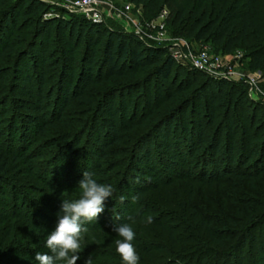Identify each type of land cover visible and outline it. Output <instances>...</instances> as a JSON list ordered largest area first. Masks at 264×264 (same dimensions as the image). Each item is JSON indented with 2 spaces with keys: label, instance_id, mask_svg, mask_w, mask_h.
Segmentation results:
<instances>
[{
  "label": "trees",
  "instance_id": "1",
  "mask_svg": "<svg viewBox=\"0 0 264 264\" xmlns=\"http://www.w3.org/2000/svg\"><path fill=\"white\" fill-rule=\"evenodd\" d=\"M113 1L154 17L167 12L174 34L209 41L225 54L241 48L249 68L264 72V0ZM0 62L8 64L3 75L10 71L17 80L11 94L23 96L14 98L19 111L9 129L22 153L0 145V196L7 185L22 201L0 215V264H39L38 252L51 254L46 239L62 201L73 200L67 191L78 188L89 169L113 194L98 221L85 225L77 264L89 256L93 264H123L113 228L126 223L136 232L139 264H245L254 249L264 255L263 235H256L264 229V103L242 84L183 71L167 47L42 0H0ZM8 104L7 97L0 101L2 117ZM78 107L88 118L73 121L51 145L60 144L56 158L36 164L43 156L24 148L28 139L54 123L70 124L64 116ZM90 132L96 140L82 152L88 161L79 168L77 150ZM112 154L125 157L103 167ZM26 167L57 206L45 212L26 205L21 187L10 183ZM180 182L194 184L176 197L172 189ZM196 183L216 185L221 206L206 213L193 205ZM18 218L24 220L21 234L11 228Z\"/></svg>",
  "mask_w": 264,
  "mask_h": 264
},
{
  "label": "rangeland",
  "instance_id": "2",
  "mask_svg": "<svg viewBox=\"0 0 264 264\" xmlns=\"http://www.w3.org/2000/svg\"><path fill=\"white\" fill-rule=\"evenodd\" d=\"M42 1L51 7L60 8L63 11H68V9L71 8V5L76 0H42ZM113 4L115 8L118 10V12L115 11V9L113 10V12H111L110 9L104 12V22L107 23L110 27L134 35H136L137 32L140 33L142 32L145 35L144 36L145 41L153 45H159L168 48L171 46L173 47V45L177 43L183 46L182 50H185L186 53H190L193 56H199L204 53L207 54V56L210 59H220L219 69L214 74V76L212 75L210 76L208 74L206 75L216 80L218 78H222L224 80H230L236 83H240L248 91L252 99L264 103V72L252 71L249 68L250 59L245 55V52H243L241 48L237 49L233 54H225L220 49L214 47L209 41L200 43V42L191 41L183 35L174 34V32L171 29H169L167 22L164 24L163 20H161L158 16L154 17L148 15L143 10L132 9L128 15L119 17L118 15L119 11H121L126 6V4L116 1H114ZM76 15L81 16L80 14H76ZM163 24L165 25L164 29H162ZM7 65L8 64H6L5 62H0V69H2L3 71L5 70V68L8 69ZM178 65H180V68H182L183 71H187V70L190 71L192 69L190 67V64L185 61L178 62ZM9 67L11 68V64L9 65ZM50 76L52 77L54 76V74ZM172 77H174V73ZM184 77L185 75L181 76L180 81L182 79H185ZM16 81H17L16 79L12 78V74L10 71L5 73L4 75L2 71H0V101L3 98L7 97V99H9L8 111H10L8 115L6 116L4 115L3 117H2L3 110L0 112L1 115L0 145L6 148L7 150L12 149L11 151H17L19 149V152H21L20 149L21 144H19L18 141H16L12 146L11 143L14 137L12 136L11 132H9L13 118H15V116L18 113L17 111H19L16 102L21 101L18 99H23V96L16 97L15 95L11 94V90H10L11 84L15 85ZM54 81L55 78L52 79V83H54ZM198 83H201V80H199ZM92 89L94 91H99L100 87L95 86ZM15 97L17 98V101L14 100ZM81 109H82L81 107H78V110H69L65 114L64 117L69 118V120L71 119V121H69L70 124L64 126L61 123L59 125H56L54 123L51 126L46 127V129L42 131L38 137H34L32 135L28 139L29 143L27 142L28 144L24 148L28 149L29 153L32 152V154L34 153L36 155L43 156L36 160L37 161L36 164H40V162L42 163L50 160L52 161L54 157L56 158V155L60 151L57 150L60 144L54 147L51 145H53L56 141H59L60 138L62 139V134L69 133L70 128L74 127L73 126L74 122L85 121V119L88 118L87 114H83L81 112ZM51 117L53 118L52 119L53 121L57 119L53 114L51 115ZM77 125L78 123L75 125L76 128L78 127ZM144 129H139L138 130L139 133L141 131L143 132ZM95 140H96L95 135L90 132L88 138L83 140L82 146H80L79 149L77 150L79 152V156L76 162H78L79 168L81 167L82 164L88 161L84 159V155L82 154V152L84 150L91 151L95 143ZM128 145L129 147H131L130 144ZM120 147H128V146L127 144H121ZM128 150H123L122 148L121 149L119 148L116 151L120 153L121 152L125 153ZM115 156L116 154L115 155L112 154L110 155V157L106 158L103 161V167L109 165L111 162H114L117 159L119 160L125 157V155H121L119 158H116L117 156L116 157ZM67 165L69 164L68 161L66 160V166ZM27 168L28 167H26L25 169L26 173L24 172L23 175H20L16 178H12L10 181V183L14 184V186L21 187L20 192L23 194V197H26L27 199L26 203L29 201V205L28 204L26 205L35 210L38 211L41 210L45 212L47 211V208L52 207V204L57 206V203L54 202L52 197L47 195V190L44 191L45 187L42 186V183L38 182L33 177V175L28 176ZM87 172L92 174V172H95V169L94 170L89 169ZM99 177L100 175L96 176L95 179ZM62 181L63 182L66 181V177L63 178ZM191 184L186 185L184 182L178 183V185L176 187L174 186V188L172 189L174 196L182 197L184 194L188 195V192L191 189L190 188ZM225 187H227V185H225ZM3 191H5V193L7 194H5V196H0V201L2 198L5 200V203L0 202V215L3 214V210L12 211V207L14 206V204L17 205V207H19V205L21 206L22 204V201H16L14 200V198H12L13 192H11L12 191L11 188H9L7 185L4 187ZM67 193H72L71 195L74 194L72 197H70V199L72 198L73 200L76 198V195H80V192L77 188H73L67 191ZM194 194L195 196H194V200L192 201V204L196 205L198 209L201 210V212L205 211L206 213H211L213 210L215 211V207L218 208L219 206H221L220 200H221V196L223 195L220 193V190L216 185H213L212 187L209 188L199 183H196L194 186ZM150 195L151 194H148L145 197L150 199ZM212 204L214 205V207L211 206ZM171 208L173 210L174 209L176 210V208L173 207ZM23 222H24L23 219L18 218L11 222L12 227L11 226L10 227L12 228L13 231L16 230L21 234L22 233L21 231L23 230L24 227L22 225ZM152 231L156 233L157 236L158 230H156L155 227L152 228ZM256 233H257L256 234L257 237H259V235L262 234L264 240V229L261 228L260 231ZM17 237L18 240L22 239V237L20 238L19 236ZM162 240L163 239H158L159 242ZM233 243L234 242H232V244ZM262 245L264 246V243H262L261 246ZM247 254L249 255V258L247 259L248 262L246 261L245 264H264V255L258 253L257 250L254 249V252L250 251V254L249 253Z\"/></svg>",
  "mask_w": 264,
  "mask_h": 264
},
{
  "label": "clouds",
  "instance_id": "3",
  "mask_svg": "<svg viewBox=\"0 0 264 264\" xmlns=\"http://www.w3.org/2000/svg\"><path fill=\"white\" fill-rule=\"evenodd\" d=\"M83 179L78 184L79 198L74 200L63 199L60 211L57 213L56 227L46 239V246L51 254L37 253L35 260L39 264H77L81 259V241L89 230L85 225L98 221L100 215L105 212V203L112 196L113 188L108 184L99 183L93 174L84 171ZM139 197H133L136 202ZM151 219H149V223ZM121 239L115 241L116 252L121 257L123 264H139L140 257L133 241L136 232L131 224L114 226ZM84 264H93L89 256Z\"/></svg>",
  "mask_w": 264,
  "mask_h": 264
},
{
  "label": "built area",
  "instance_id": "4",
  "mask_svg": "<svg viewBox=\"0 0 264 264\" xmlns=\"http://www.w3.org/2000/svg\"><path fill=\"white\" fill-rule=\"evenodd\" d=\"M113 0H76L71 5V8L68 9L67 12L72 14H80L86 19L92 21L93 23H102L104 22V12L109 10L113 12H118L113 4ZM134 7L131 4H126V6L119 11V17H123L128 15ZM46 17H54L53 13H49ZM168 14L167 12H163L159 18L163 20L164 24L166 23ZM163 24L162 29H164L165 25ZM136 36L144 39V33L137 32ZM152 38V37H150ZM183 46L175 43L173 47H168L169 52L173 59L178 63L181 61L188 62L190 67L194 70H198L208 75L214 76V74L218 71L220 65V59H210L207 54H201L199 56H193L190 53H186L185 50H182ZM185 48V47H184ZM222 79V78H218Z\"/></svg>",
  "mask_w": 264,
  "mask_h": 264
}]
</instances>
